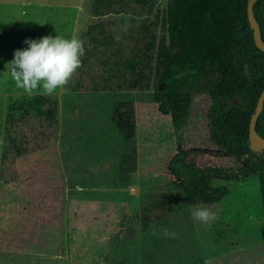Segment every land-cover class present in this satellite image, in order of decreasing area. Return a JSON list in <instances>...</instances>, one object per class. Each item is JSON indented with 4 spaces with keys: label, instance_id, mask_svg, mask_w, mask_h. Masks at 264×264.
I'll return each instance as SVG.
<instances>
[{
    "label": "trees",
    "instance_id": "16d2710c",
    "mask_svg": "<svg viewBox=\"0 0 264 264\" xmlns=\"http://www.w3.org/2000/svg\"><path fill=\"white\" fill-rule=\"evenodd\" d=\"M246 2L82 0L91 17L77 34L85 47L82 67L63 90L134 92V98L111 102L109 118L124 143L117 179L128 182L138 171L172 188L144 190L130 199L105 192L70 195L64 214L67 264H126L123 249L137 235L167 227L177 213L187 214L188 205L222 199L227 188L213 186L212 178L256 176L264 216V148H251L248 140L249 117L264 86V51L254 44ZM252 12L264 41V0H255ZM202 95L208 96V139L230 160L232 174L198 167L178 142L157 134L162 126H185ZM58 113L56 94L22 92L6 100L0 193L22 219L26 213L19 205L25 196L16 163L29 155L54 156ZM254 127L264 138V99ZM143 136L144 144L137 143ZM59 214L62 223V209Z\"/></svg>",
    "mask_w": 264,
    "mask_h": 264
},
{
    "label": "rangeland",
    "instance_id": "374dc122",
    "mask_svg": "<svg viewBox=\"0 0 264 264\" xmlns=\"http://www.w3.org/2000/svg\"><path fill=\"white\" fill-rule=\"evenodd\" d=\"M90 20L82 0H0V161L5 103L9 96L23 92L15 86L8 70L14 51L27 48L26 39L77 36ZM56 95L59 127L54 156L29 155L16 163L25 196L19 207L26 217L22 219L20 212L10 210L7 197L0 193V264H67L64 214L70 195L105 192L130 199L144 190L172 188L138 171L131 173L128 182L117 179L124 143L109 118L111 102L134 98V92L57 90ZM207 101V95L197 97L185 126L169 130L162 126L157 134L178 142L186 151L185 158L192 159L198 167L223 168L232 174L230 160L208 139L204 117ZM146 136L137 143L144 144ZM54 157L58 160L56 173ZM211 184L227 188L222 199L188 205L187 214L177 213L167 227L137 235L123 249L126 264H264V216L256 176L212 178ZM60 186L65 197L63 206ZM198 206L210 208L217 219L207 224L196 221L192 211ZM165 229L175 236H163Z\"/></svg>",
    "mask_w": 264,
    "mask_h": 264
},
{
    "label": "clouds",
    "instance_id": "9594fccd",
    "mask_svg": "<svg viewBox=\"0 0 264 264\" xmlns=\"http://www.w3.org/2000/svg\"><path fill=\"white\" fill-rule=\"evenodd\" d=\"M24 49H16L9 66L10 78L18 89L29 96L55 95L72 80L77 69L82 67L81 57L85 52L84 41L78 36L65 38L60 35L43 36L39 40L26 39ZM192 217L201 223L217 219V215L206 206H198ZM165 237L175 233L163 230Z\"/></svg>",
    "mask_w": 264,
    "mask_h": 264
},
{
    "label": "water",
    "instance_id": "95a60500",
    "mask_svg": "<svg viewBox=\"0 0 264 264\" xmlns=\"http://www.w3.org/2000/svg\"><path fill=\"white\" fill-rule=\"evenodd\" d=\"M255 0H247L246 2V16L247 20L249 22L251 32H252V37L255 46L264 51V41L260 38L259 35V28H258V22L256 21L253 12H252V5ZM163 83L160 84V89L162 87ZM263 99H264V86L262 87L257 99L256 103L254 106V109L252 113L250 114L249 117V123H248V140H249V145L251 148H264V138H262L257 131L255 130V121L256 118L262 108L263 105ZM234 103H237L236 99H233Z\"/></svg>",
    "mask_w": 264,
    "mask_h": 264
},
{
    "label": "crops",
    "instance_id": "0c3cea01",
    "mask_svg": "<svg viewBox=\"0 0 264 264\" xmlns=\"http://www.w3.org/2000/svg\"><path fill=\"white\" fill-rule=\"evenodd\" d=\"M48 22H49V20L47 19V20H46V23H48ZM54 36H55V35H54ZM54 36H52V37H54ZM202 258L204 259V257H202ZM205 259H206V258H205ZM204 261H206V260H204Z\"/></svg>",
    "mask_w": 264,
    "mask_h": 264
}]
</instances>
